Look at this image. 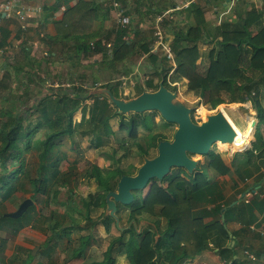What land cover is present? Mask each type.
I'll return each mask as SVG.
<instances>
[{
	"label": "trees",
	"instance_id": "1",
	"mask_svg": "<svg viewBox=\"0 0 264 264\" xmlns=\"http://www.w3.org/2000/svg\"><path fill=\"white\" fill-rule=\"evenodd\" d=\"M239 1L241 2L236 5L235 12L232 11L217 23L214 20L207 21L204 7L191 2L185 10L186 17H189L186 23L188 26L174 29L167 25L165 29V42L174 53L176 67L167 77L170 66L166 63L167 59L161 58L163 67L158 74L164 79L163 84L166 87L175 86L179 80L183 79L187 91L194 93L200 99V103L209 109H214L224 102L221 93L229 95L232 98L230 102L251 101L257 122L254 141L250 148L244 151L245 163L239 166L241 163L236 160V163L232 162L228 165L221 158L220 153L211 150L204 156V161H198L197 168L193 172L188 173L184 168H172L161 181L151 183L145 195L141 191L142 197L138 198L135 191L134 200L129 205L128 219H135L137 223L142 219L148 220L147 225L155 230L142 229L136 232L131 227L121 231L119 236L106 246L103 257L88 264H116L115 256H113L114 248L118 249L116 254L126 256L129 264H186L208 249L216 254L220 261H224L223 264H264V244L263 250L254 251L252 247L245 244V239L250 234V224L256 220L255 212L264 215V197L256 194L249 203L237 201L235 195H225L222 180V177L229 173L230 166L238 178L244 179L253 176L252 167L249 164L252 160L257 162L261 160L264 163V133L262 132L264 104L261 101V96L264 99V89L261 91V87H264V0L258 8L254 4L247 8L250 0ZM222 2L223 0H205V6L209 12L218 14L221 9L227 8L218 6ZM29 3L39 9L33 16L27 18L26 23L29 24L34 20L40 23L39 14L43 15L42 11L46 5L33 0H29ZM60 6L58 0L46 9L53 14ZM162 10L163 8L159 7L155 9L148 7V13H159ZM96 11L97 7L94 8L91 1L87 0H78L75 5L66 6L62 18L55 22L57 33L54 40L65 41L73 38L74 46L80 50L79 59L101 53V63L109 68L123 65L125 60L130 59L134 54L136 45L143 53L149 51L152 39L149 42L147 37L140 38V33L136 35L138 36L136 40L124 38L129 28H132L131 17L129 25L125 27L119 25L115 30L112 50L108 53L100 41L102 37L99 38V33H96V29L94 30ZM211 22L214 23L212 27H209ZM137 26L133 28H138ZM19 29L26 31L20 24ZM100 31L102 32L101 29ZM6 34H2L0 38V48L6 43ZM109 36L110 32L104 34L106 40ZM203 44H207L208 48L204 55H201L199 47ZM44 56L48 60L50 55L48 53V56ZM156 60L157 56L150 54V65L141 67L142 74H145L144 70L150 67L156 70L154 66ZM164 63L167 64L165 67ZM41 65L43 64L37 65L39 69L37 73L31 74L43 72L42 79H39L42 87L35 86L36 80L28 76L21 77L24 80H19L20 86L12 88L5 86L2 89L1 82L6 83V77L0 80V118H5L0 122V252L4 251L6 244V239L1 237V233L15 237L23 227L29 225L32 230L45 236L43 242L39 243L42 246H50V250H54L59 244L63 245L61 246L63 247V255H60L63 257L61 262L59 260L55 262L52 251L48 256L41 250V253H38L41 261L38 264H62L80 257L87 258V252L92 245L97 244L95 234L93 235L97 225H102L107 233L112 227L116 229L114 219L104 213V198L108 191L116 188L121 175L132 173L119 166L114 169H105L96 164H89L90 166L85 170V176L91 181L92 186L85 195H80V198L74 200L73 196L79 185L73 172H76L75 164L77 163L71 164L67 170L59 169V164L65 155L62 153L54 155V149L60 142H56V139L69 138L72 149H75L77 148L76 134H79L81 138L88 137L90 149L99 150L106 159L114 158V161L119 163V149L123 150L122 155L125 156L136 152L137 157L143 160V156H154L155 153L150 154V147H156L158 141L166 137L162 132L156 131V128L152 130L153 126L156 127L160 121H164L160 116L159 122L155 123L154 115L159 114L157 111L132 113L125 120L124 114H119L117 111L113 113V106L107 101L106 96L93 94L87 99L84 95H80L83 88L77 90L76 87H63V83L70 82L71 79H68V76L73 75L72 71H67V79L66 75H57V86L53 85V80L49 82L51 85H46L49 80L45 68L40 70ZM20 68L22 67L14 68L19 75L23 73L22 70L19 72ZM24 70L31 72L30 68ZM154 73L157 74V72ZM8 76L13 75L8 72ZM14 76L16 77V74ZM91 81L96 82V79L92 78ZM145 83L146 88L150 90L158 88V82H154L151 78H148ZM173 83L176 84L172 85ZM109 85L106 83L103 86L111 89ZM79 90L80 92H76ZM87 100H91V103L87 104ZM78 111L81 117L79 121H75L74 114ZM115 115L120 116L121 119L118 122L117 131L125 132V135L117 137L116 131L113 132V137L115 136L120 148H113L107 152L102 150L103 146L108 144L106 140L108 133L104 127ZM225 116L235 130L234 141L229 146L233 151L243 150L251 139L249 138L248 141L245 139L249 131L252 137V125L248 124L240 129L228 115L225 114ZM34 117L36 118L33 120ZM139 127L142 128L140 131ZM37 133H41V137H36ZM127 137L131 140L129 141ZM227 145V143L218 142L222 150L226 149ZM31 149L37 152L38 176L28 178L27 181L31 188V195L40 207L36 209L37 224H22V217L28 209H35L34 204L18 218L3 215L8 212L5 202L15 199L14 194L19 192L18 189L22 184L24 186L25 181L20 174L23 173L25 154ZM16 164L17 166L14 167ZM261 168H258V182L264 180ZM206 169L210 170L213 177L207 175ZM202 170H206L205 176ZM182 173L187 174V177ZM52 184L66 187L71 201L67 204L66 202L55 203L64 207L62 212L52 208L49 214H45L42 211L45 206L39 202L38 193L45 195L43 199L45 205L48 206L51 202L48 199L49 195L55 202L58 190L51 189ZM51 190H54L53 194L50 193ZM259 193L262 191L260 190ZM119 208L120 205L117 207L118 211ZM97 210L100 211L94 216L93 213ZM74 216L80 221H77ZM233 221L241 224L239 231L229 228ZM156 234H159L157 238H155ZM17 249L23 251L25 248L17 246ZM30 251L31 249L24 258H11V264H32ZM249 253L253 254L254 258H250ZM0 264L7 263L0 258Z\"/></svg>",
	"mask_w": 264,
	"mask_h": 264
},
{
	"label": "rangeland",
	"instance_id": "2",
	"mask_svg": "<svg viewBox=\"0 0 264 264\" xmlns=\"http://www.w3.org/2000/svg\"><path fill=\"white\" fill-rule=\"evenodd\" d=\"M182 1L183 0H181L180 2H177L175 0V6L176 5L179 6L180 10L170 12V17L168 19H166V21L163 23V27L165 29L167 26L166 23L170 22V21H171L170 26L174 29H177L178 27L185 28L188 26L186 23L189 21V17H186L187 12L185 11L187 8L184 9L183 5H185V4ZM97 2H91L93 4L94 8H96L98 6L99 1H97ZM146 2H147V4H151V1H146ZM154 2H158L157 4H158L159 8H163V9H167V10L172 9V8H170L171 6H170V3H168L169 2L168 0H162V1L161 0H154ZM194 2H196L199 5L204 7L205 17L207 15V17L209 19L214 18L212 15H210L209 10L206 8V6H205L206 3L204 0H195ZM239 2H241V1H239V0H223L222 3L227 8L221 9V11H220V12H222L221 13V19H224L228 14L232 13V11L235 12V7H236V5H238ZM180 3H183V4L180 6ZM222 3H221V5H222ZM252 4H254V6L256 8L261 7L262 0H250V4L247 5V8L251 7ZM137 8H138V10H141V8L139 6ZM127 10L131 11L130 8H127ZM181 10H183L182 12H184V13L180 12ZM155 13L156 12H153V13L150 12L146 15L147 16L146 20H148V23H149L150 19L154 18ZM213 23L214 22H211L209 27H212ZM133 24H134V21L131 22V25H133ZM141 25H142V23H141ZM141 25L139 24L138 26L141 27ZM129 29L130 30L127 31V34L132 32V30H133L132 28H129ZM146 31H147V34L150 31L153 32L152 28H148ZM167 32H169V31L167 30ZM70 40H73V38L66 39L65 41H63V42H65L66 47L69 46ZM74 43H75V41H74ZM199 48H200L199 52H201V55H204V52L207 51L208 45L203 44ZM70 52L71 53L68 54L67 57H65L63 54L61 56H62V58L64 57V58H66V60H68V65L72 69L75 68L78 71H83V69H84L83 73L82 72L81 73L85 75V79H83V81H78V82L91 83L92 78H90V76L92 73L90 72V70L95 71V69H94L95 63L91 62V57H87L86 59H79L80 50H78L77 46H74V49L70 50ZM146 53H147L146 59H142L140 61V65L142 64V66L144 64H146L147 61H149V55L151 53H149V51ZM19 56H22V54L20 53ZM16 59H17V57L15 56L14 61H13V62H15V64H17ZM21 59L22 58H20L18 61H20ZM46 61H47V57H45L43 55L35 58L28 65L30 67V71L32 70L31 72H26L24 70L21 75L18 74V77H15V76L13 78L9 77L6 85L9 86L11 84V85L15 86L18 83L19 78L28 76V77L32 78L33 80H36V82L34 84L35 86L42 87L41 81H39V79H42L43 72L41 71V73H38V74H31V73H33V72L37 73L38 72L39 69L36 67V64L44 63ZM124 63H125L124 66H126L129 63V59L125 60ZM165 65H167V64L164 63V67H165ZM155 66L157 67L156 68L157 71L154 69H148V70L145 69L144 70L145 74H141V76H142L141 78H139L138 75L133 74L132 80L135 82V86H133V87H131L128 84V81H126L125 86L120 85V84H122L123 81L120 79V72H119L115 76L114 81L108 82L110 84L109 86L111 87L112 92L115 93L118 97H122L124 99H127L130 97L136 96L141 89L150 90L149 88H146L145 81L148 78H151L154 81L159 82L160 78H161V76L159 77L158 73L160 72V70L163 66L160 67L159 64L158 65L156 64ZM69 67L67 66V68H69ZM141 67L139 66L140 72H141ZM41 68H46L45 69V71H46L47 68H49V67L45 66V65H41ZM57 69H58V67H57ZM111 69H114V68H109V70H111ZM88 72H90V76H89ZM154 72H157V74ZM79 73H78V75H79ZM60 74L62 75L63 73L60 72ZM110 74H111V72H110ZM47 79L52 80L49 76H47ZM68 79H72V76H68ZM77 79H79V78L77 77ZM57 85H55V86H57ZM168 89H170L171 91L175 90V92L177 93L178 99L181 102H183L187 107L191 108V117H192V119H194L198 123L201 122L205 118V116H204L205 114H207V113L213 114V113H216L218 110H222L224 115L225 114L228 115L229 118L240 129H243L248 124H251L252 119H256L255 111L253 110V107L249 105V103H244V104L242 103L241 104L239 102H230V100L232 98L229 95H226L225 93H221L224 102L214 109H209L206 105H202L200 103V99L197 96H195L194 93L187 91L186 86H185V81L183 79L179 80V83H177V85H175V86H171V85L168 86ZM263 89H264V87H261V91H263ZM35 90H36V88H35ZM43 90H44V88H43ZM107 101L110 102L108 99H107ZM261 101L264 104L263 96H261ZM87 103L89 104V103H91V101H89ZM0 106H1V102H0ZM112 110H113V113L116 112V109L114 106H113ZM146 112H150V111H146ZM143 113H145V112H143ZM131 115H132V113H130L129 115H125L124 116L125 120H127ZM35 118L36 117H34L32 119L34 120ZM159 118H160L159 114L154 115L155 123L157 121L159 122ZM74 119H75V121H79L80 120V114L76 112L74 114ZM4 120H5L4 117L0 118V122H2ZM119 120H121L120 116H116V115L113 116L111 120H109V122H108L109 130H107L108 127L106 128V132L108 133L106 140L108 141V144L104 145L102 150L110 152L111 149H113V148H120V146L118 147L119 144L117 143L115 136L113 137V132H115V131L117 133V137H120V135L121 136L125 135V132H118L117 131ZM155 128H156V131L162 132L163 135H165L167 140H171L173 133L176 129V125L173 123H168L164 120V121H160L156 127L153 126L152 130H155ZM141 129L142 128L139 127V131ZM252 131H253L252 137H251V131H249L247 134V137H245V139L247 141L249 138H251V139L249 140L248 145L243 150L233 151V150L227 149V148L222 150L219 148L218 143H215L212 146V150L220 153L221 158L228 165L231 164L232 162L236 163L238 161V163L239 162L241 163V164H239V166H241L246 161V159H244V158H246L244 151L249 149L252 142L254 141V130H253V128H252ZM262 132L264 133V125L262 126ZM110 134H112V135H110ZM41 135H42L41 133H37L36 137H38V136L41 137ZM75 137L77 140V143H76L77 148L72 149L73 146L71 145L70 139L67 137H62V138L56 139V142H58V141H60V142L58 143V146L54 149V151H55L54 155H57L58 153H62L65 155L64 157H62L63 159L61 160V162L59 164V169H61V170L66 169L67 170V168L71 164L77 163V164H75L76 172L75 171H73V172H74L75 176L77 177V185L78 184L79 185H78V188L75 190V195L73 196L74 200H77L78 198H80V195H83V194L85 195V193L92 186L90 183L91 181L87 180V178L85 176V170L87 169L88 166H90L89 164H96L97 166H99L101 168L103 167L105 169H114L115 167L119 166L120 168H122L126 171L128 170V172H130V173H132V175H134L136 173L138 167L143 162V160H140L137 157L136 152H133L134 155L131 154V155L125 156V155H122L123 150H121V149L118 150V156H120L119 163L115 162L114 158H113V160L106 159L102 154H100L99 150H93V149L89 148L90 140L88 137L81 138L79 136V134H76ZM127 139L129 141L131 140L129 137H127ZM154 153L156 154V147L153 148V146H151L150 147V154L153 155ZM204 156L205 155H192V157L195 159H198V161H204ZM143 158H144V156H143ZM37 162H38L37 152L34 149L29 150L25 154V165H24L23 173L20 174V176L25 181L24 186L22 184V186L18 189L19 192H16L14 194L13 197L15 199H11L9 202H5V206H6L7 211L16 210V208L20 204L19 202L21 201V199L23 197H25V198L30 197L32 200H34L33 199L34 197L31 195V188H30V185H29L27 179L28 178H34V177L38 176V173L36 170ZM246 164H248V163H246ZM249 164L252 167V175H253L250 177L248 176L250 178L249 182L243 181V178L242 179L238 178L235 175L233 168L230 166V171L226 175L228 177L227 183L225 182L227 185L225 184V186H224L225 195H228V196L235 195L237 193L236 192L237 188H238V190H241V189L246 190L251 185V183L258 182L257 181V175L259 174L258 168L263 167L264 163L261 160H259L258 162L252 160ZM15 166H17V164L14 165V167ZM206 170H207V175H210L211 177H213V175H211V173H210V170L209 169H206ZM206 170H202L204 176L206 175ZM105 171H107V170H105ZM184 176L187 177V174H185ZM233 180H235V183L239 184V186L236 187V184H234ZM24 181H22V182H24ZM22 182H19V183H22ZM153 182H159V181L153 179L151 181V183H153ZM149 184H148V186H149ZM240 185H241V187H240ZM148 186H147V188L142 190V192L144 194H146L145 191L148 190V188H149ZM32 189H34V188H32ZM51 189L58 190V194H57V198H56L55 202L51 199V195H49L48 199H49V202L50 201L51 202L48 206L45 205L43 202V199H45V195L38 193L40 195V201L39 202H41V204L43 206H45L44 209L42 208V211H44L45 214H49V211L52 208H54V209L56 208L57 210L62 212L64 210V207L60 204L57 205L55 203L66 202V204H67L71 201V199L69 197L70 194H69L66 187H59L57 184H55V185L52 184ZM54 190H51L50 193L53 194ZM135 194L138 198L142 197V195H143L141 193V190L136 191ZM118 205H120V208L118 211V216H120L119 226L120 227H126L129 223V220H131V218L128 219V217L130 215V213H129L130 212V206H129L130 204L129 205L118 204ZM99 211L100 210H97L96 212H94L93 213L94 216L97 215ZM37 216H38V214H37L36 209H34V208H31L30 210L28 209V211L26 212L24 217H22L21 223L22 224L23 223L37 224L38 223V221H36ZM74 217L77 221H80V219H78V217H76V216H74ZM162 223H163V227H164V222L162 221ZM81 224H83V221H81ZM138 224H136L137 227H139ZM140 226L142 227L143 230H151V229L155 230L154 228H151L150 225H147V222L142 221ZM96 227L97 228L95 229V233L93 232V235L95 234L94 237L97 240V244L92 245L89 252H87L88 253L86 255L87 258L80 257V258L71 260L68 263H62V264H88L89 262L100 260L101 257H103L102 256L103 251L106 250V246L111 241L115 240L119 236V234L121 233V231L119 229H115L113 227L111 228V231L109 233L104 231V228L102 227V225H97ZM36 234H38L39 238L37 237L35 240H33L32 238L28 237L25 234H20L18 238L17 237L15 238L12 236H8L5 233H1V237L2 238H4V236L7 237L6 240L8 241V249L11 253L12 258H15V257L24 258L25 254L28 253V249H24L23 251H21V249H17L18 241L21 240L24 242L29 241L28 243L32 245V248H31L32 250L30 251V255L32 258V264H38L41 261V259L38 258V256H39L38 253H41V250H42V252H46V254L48 256H50V253L52 251V257L55 258V262H57V260H59V262H61V260L63 258L62 256H60V255H63L62 254L63 247H61V246H63V245L59 244V246L56 249L50 250V246H46V245L42 246V244H39V243H41V240L44 238V236L40 235L38 232H36ZM16 239H17V242L15 244L14 242ZM37 244L41 245L40 246L41 248L39 247L40 249L36 250L35 255H33L32 254L33 248L35 246H38ZM11 245L15 246V247L12 249ZM6 247H7V245L5 244V248ZM20 247H22V246H20ZM115 250H116V248H114L113 256H115L116 264H129L127 259H126V256L124 254L123 255L116 254V252H118V249L116 251ZM3 255H4V251L0 252V258H2ZM59 256H60V258L58 259ZM27 257L29 258V256H27ZM188 262H186V264H223L224 263V261H220L219 257L216 254H213L209 249L205 250L201 255L197 256V258L191 260L190 263H188ZM7 264H11L10 258H9Z\"/></svg>",
	"mask_w": 264,
	"mask_h": 264
},
{
	"label": "crops",
	"instance_id": "3",
	"mask_svg": "<svg viewBox=\"0 0 264 264\" xmlns=\"http://www.w3.org/2000/svg\"><path fill=\"white\" fill-rule=\"evenodd\" d=\"M33 1L39 4L44 3L46 7H48V6H52L58 0H33ZM77 1L78 0H59V3L61 4V6L58 10H55L53 14L49 13L50 10H47L45 7V9H43L42 11L43 15L39 14L40 23H36L35 21L37 20H34V22L32 21L31 23L28 24L26 31H22L21 29H19V24L15 20L3 19L0 21V28H1L0 38H2V34L7 33L6 43L0 48V80L4 79V76L6 77V83L5 81L1 82L2 89L5 86H7L6 84L9 78L8 72H10L13 75L11 76L12 78L14 77L15 74H16V77H18L17 71L14 69L15 67L21 66L22 68L18 70L19 72L21 70L23 72L24 69L30 68L28 66V64H30V61H33L35 58L42 56L43 53L45 52L47 53V56H48V53L50 56L47 60L48 62H44L42 64L49 67L47 68L46 73H47V76H49L54 81V84H53L54 86L58 84L56 82V77L57 75L60 74V72H62L63 75H66L65 78L67 79V71H70L69 68L73 72V75H72V78L74 77L73 80L83 81V79H85V75L82 74L84 69L83 71H78L75 68L72 69L68 65V60H66V58L64 57L63 59L61 56L63 54L65 57H67V55L71 53L70 50L74 49V44H75L74 39L70 40L68 47L65 46V42H63V40H54V38L56 37V33H57L55 22L62 18L63 10L65 9L64 8L62 10V8L66 6H69V7L73 6L77 3ZM87 1H91V2L99 1V4L97 6V11H96L97 13L94 18V30L96 29L97 30L96 33H99L98 37L100 38L102 36L103 38L105 33L108 34L110 32V36L108 39L114 40L115 30L117 29L116 13L118 11L113 6L114 0H87ZM115 1H117L121 5V7L123 8L125 7L124 9L128 12V15L132 17V21H134L132 28L133 26H137V24L141 25L142 23L141 27L137 26L138 28H133L132 32H130L129 34H126L124 38H128L130 40L133 38L132 40H136V38H138V36L136 35L140 33V36H139L140 38L147 37V40L151 42L150 40L153 39L152 32L150 31L147 34V31H146L148 28H151V22L149 21L148 23V20H146L147 19L146 15L148 14V7H150L151 9H155L159 7V6H156L158 2H154V0H151V4H147L146 1L148 0H115ZM168 1H169L168 3H170V6L175 5V0H168ZM176 1L180 2L181 0H176ZM190 1H195V0H183L182 2L185 4V3H189ZM183 3H180V6ZM138 6L141 8V10H138L137 8ZM218 6L221 8L225 7L223 3L222 5L219 4ZM127 8H130L131 11L127 10ZM213 9L215 10V6H213ZM209 13L214 18L209 19L206 15V17L208 18L207 21L214 20L216 23L220 21L222 12L218 14L217 13L214 14V12L211 11ZM98 28H100L102 32ZM107 31L109 32L107 33ZM170 37L171 36L169 34V38ZM103 39H106V38L104 37ZM22 49H25V50H22ZM24 51H26V53ZM20 53L22 54V56H19ZM141 54L144 55V53L141 52V49L136 45L134 47V54L129 59V63L126 66H124L125 65L124 63L123 65H119V67L117 68L109 70V67L101 63L102 54L95 53L91 57V62L95 63V67H94L95 71L90 70V72L92 73L91 76H90V72H88V74L90 78H94L96 79V82H100L102 84L114 81L115 76L119 72H120V78L132 80L133 74H140L139 66H140ZM15 56L17 57L16 59L17 64L13 62ZM20 58L22 59L18 61ZM148 64H149V61H147V63L144 64V66L146 67V65ZM37 65L38 64H36V67ZM67 66L69 68H67ZM77 72L78 73L80 72L79 75ZM110 72L112 75L110 74ZM77 77L79 79H77ZM19 80H24V79L19 78L18 83L15 86H20ZM49 82H51V80H49L46 85L48 86L51 85L49 84ZM8 87L12 88L14 86L10 84ZM76 92H80V90ZM80 95L83 96L84 92H80ZM77 113L80 114L79 111ZM107 127H108V123L107 125H105L104 129H106ZM227 179H228L227 176L222 177L224 186L227 183ZM33 204L35 205V209H39L40 205L38 204L37 201H35V199H34ZM255 216H256V220L252 224H250V226L253 228H250V234H248V236L245 239L246 246H249L250 248L252 247L251 249L253 251L263 250L262 247L264 244V215L262 213L255 212ZM229 228L235 231H239L241 229V224L239 222L233 221L229 225ZM36 232L37 231L32 230L30 226L27 225L23 227L17 233L15 238L16 237L18 238L20 234H25L28 237L35 240L37 237H39L38 234H36ZM4 238L7 239L6 236H4ZM16 242H17V239L15 240L14 243L16 244ZM28 242L29 241L24 242L20 240L18 241L17 246H22L24 248L29 249L32 247V245L29 244ZM232 244L233 243L231 242V245ZM6 245L7 247L4 249V255L2 258L4 259L5 262H8L9 258L11 259L12 257L8 249L7 240H6ZM11 247L13 249L15 246L11 245Z\"/></svg>",
	"mask_w": 264,
	"mask_h": 264
},
{
	"label": "water",
	"instance_id": "4",
	"mask_svg": "<svg viewBox=\"0 0 264 264\" xmlns=\"http://www.w3.org/2000/svg\"><path fill=\"white\" fill-rule=\"evenodd\" d=\"M91 94L105 95L119 114L157 111L166 122L176 125L171 140L158 141L156 154L150 158L144 157L134 175H121L116 188L106 193L104 213L114 219L115 226L121 231L132 226L139 232L141 222L146 221L140 220L137 227L136 221L131 219L126 227H120V219L117 215L118 203L129 205L134 200L135 191L144 190L153 179L161 181L172 168H184L188 173L193 172L197 168L198 159L193 158L192 155H206L215 143H227V149L232 150L229 145L234 141L235 130L222 110L213 114L207 113L201 122H195L191 117V108L178 99L175 91H171L163 84L162 77L157 89H144L138 95L127 99L115 96L107 87L95 89L87 93L86 97ZM255 123L256 120L252 119V127ZM32 204L33 201L26 198L15 211L7 212L3 216L18 218ZM229 235L232 236L230 233ZM157 236L158 234L155 237ZM38 248L37 246L33 249V255Z\"/></svg>",
	"mask_w": 264,
	"mask_h": 264
},
{
	"label": "built area",
	"instance_id": "5",
	"mask_svg": "<svg viewBox=\"0 0 264 264\" xmlns=\"http://www.w3.org/2000/svg\"><path fill=\"white\" fill-rule=\"evenodd\" d=\"M113 5L118 10L117 11V23L122 26L129 23V16L125 14L124 10L120 7L117 2H114ZM180 7L176 6L170 10H165L160 14L155 15L153 21V37L154 43L152 51L161 52L169 60H173V52L170 46L165 42V33L163 23L170 17V12L178 10ZM39 8L31 5L29 0H0V21L2 19H12L19 21L18 24L21 25L23 29H27L28 23L26 20L28 17L33 16L35 11ZM107 47L110 46L109 43L106 44ZM264 173V169H263ZM245 182H249V178L244 179ZM260 185L251 183V185L240 195L245 202H248L254 195L259 194L261 197L264 196V192L259 193ZM253 228V227H251ZM250 258H254L253 254H248Z\"/></svg>",
	"mask_w": 264,
	"mask_h": 264
},
{
	"label": "clouds",
	"instance_id": "6",
	"mask_svg": "<svg viewBox=\"0 0 264 264\" xmlns=\"http://www.w3.org/2000/svg\"><path fill=\"white\" fill-rule=\"evenodd\" d=\"M114 2H117V1H113V3ZM191 2H194V1H190L189 3H185V5H183V7H184V9L185 8H187L188 6H189V4L191 3ZM118 3V2H117ZM119 4V3H118ZM120 5V4H119ZM114 6V5H113ZM177 6V5H176ZM175 5L174 6H171L170 8H174V7H176ZM120 7H121V5H120ZM65 7H63L62 8V10L64 9ZM114 8H115V6H114ZM123 10H124V12H125V14L126 15H128V12L123 8V7H121ZM116 9V8H115ZM117 10V9H116ZM165 10H167V9H163L161 12H159V13H155L154 14V17H155V15H157V14H160V13H162L163 11H165ZM178 10H180V8L178 9ZM183 10H181L180 12H182ZM129 16V19H131V17H130V15H128ZM153 21H154V18L153 19H150V22H151V28H152V30H153ZM165 22V21H164ZM116 23H117V13H116ZM170 23H171V21L170 22H167L166 24L167 25H170ZM130 24V21H129V23L128 24H126V25H124V26H122L121 24H118L117 23V27L119 26V25H121L122 27H125V26H127V25H129ZM167 27V26H166ZM164 33H165V28H164ZM104 38V37H103ZM101 39V43L103 44V46H104V48H105V50L108 52V53H111V50H112V43H113V40H110V39ZM152 44H151V46H150V49H149V53H151V54H154V55H156L157 56V60H156V62H155V64H154V66L157 64H159V66L160 67H162V59H167L166 57H165V55L164 54H162L161 52H159V51H157V52H154V51H152V48H153V43H154V37H153V32H152ZM166 38V37H165ZM165 40V39H164ZM107 43H109L110 44V46L109 47H107L106 46V44ZM43 55H47V53L45 52V53H43ZM146 57H147V53H144V55H142L141 54V57H140V61L142 60V59H146ZM164 57V58H163ZM162 58V59H161ZM166 63L170 66V70H169V72L167 73V77H169L171 74H172V72H173V70L175 69V67H176V62H175V57H174V53H173V60L172 61H169L168 59H167V61H166ZM149 65H150V63L148 64V65H146L147 67H149ZM142 66V64L140 65V67ZM144 66V65H143ZM155 68H157L156 66H155ZM150 69H152L151 67H150ZM40 70H43V68H41L40 67ZM69 70L71 71V69L69 68ZM141 74H142V72H140V74H136V75H138L139 76V78H141L142 76H141ZM162 77V76H161ZM74 78V77H73ZM73 78L70 80V82H65V83H63V87H66V88H69V87H76L77 89H80V88H83L84 90H83V92H84V97L85 98H89L91 95H93V94H91V95H89V97H86V94L87 93H89V92H91V91H93V90H95V89H98V88H102V87H106V86H103V85H105V84H102V83H100V82H93V81H91V83H86V82H78V81H75V80H73ZM134 78V77H133ZM123 82H122V84H120L121 86H125L126 85V81H128V84L131 86V87H133V86H135V82L133 81V80H131V79H122V78H120ZM80 81V80H79ZM163 81H164V79H163ZM154 82H156V81H154ZM176 83H173L172 85H175ZM108 88V87H107ZM168 88V87H167ZM108 89H110V88H108ZM111 90V89H110ZM95 95H98V94H95ZM99 95H102V94H99ZM105 96V95H104ZM109 100V99H108ZM89 101H91V100H87L86 101V103L87 102H89ZM237 102V101H236ZM111 103V102H110ZM239 103H249V105L250 106H252V104H251V101L250 100H246V101H244V102H239ZM88 104V103H87ZM112 105V104H111ZM219 105H221V104H219ZM218 105V106H219ZM113 106V105H112ZM80 112V111H79ZM80 116H81V113H80ZM256 120V122H257V118L255 119ZM256 124V123H255ZM253 130L255 131V125H254V127H253ZM253 133V132H252ZM263 169H264V167H262L260 170H261V172H262V174L264 175V173H263ZM223 177H225V176H223ZM246 178H249V177H246ZM245 179V178H244ZM244 179H243V181H244ZM250 179V178H249ZM225 180V179H224ZM234 182V181H233ZM235 183V182H234ZM256 183H258L259 185H260V190L262 191V192H264V180L263 181H261V182H256ZM236 184V183H235ZM150 185H151V183H150ZM237 186H239V184H236V187ZM150 187V186H149ZM240 187H241V185H240ZM147 188V187H146ZM148 190H149V188H148ZM147 190V191H148ZM236 190H238V188L236 189ZM142 191V190H141ZM147 191H145L146 193H147ZM245 190H243V189H241V190H239L236 194H235V197H236V199H237V201L239 200V201H243L244 203H249L251 200H252V198L248 201V202H245L244 200H243V198H241L240 197V195L244 192ZM145 195V194H144ZM264 197V196H263ZM29 199H31L30 197H28ZM254 198V197H253ZM24 199H26V198H24ZM23 199V200H24ZM22 200V201H23ZM32 200V199H31ZM21 201V202H22ZM33 202H34V200H32ZM20 202V203H21ZM33 205V204H32ZM19 206V205H18ZM30 207V206H29ZM117 207H118V204H117ZM17 209V208H16ZM28 209V208H27ZM13 211H15V210H13ZM117 211H118V209H117ZM8 212H12V211H8ZM119 217V219H120V216H118ZM135 220V219H134ZM142 220H144V219H142ZM131 221V220H130ZM129 221V222H130ZM146 221V220H145ZM147 222V221H146ZM136 224H137V222H136ZM116 227V226H115ZM132 227V226H131ZM250 228H251V226H250ZM116 229H118L117 227H116ZM142 230V227L140 228V231ZM121 231V230H120ZM123 231H125V230H123ZM139 231V232H140ZM137 232V231H136ZM39 233V232H38ZM40 235H42V236H44L43 234H41V233H39ZM158 236H159V234H158ZM157 236V237H158ZM45 237V236H44ZM157 237H155V238H157ZM39 238V237H38ZM43 240H44V238L41 240V242H43ZM38 245V244H37ZM35 247H37V246H35ZM34 247V248H35ZM38 247H40L39 245H38ZM24 248V247H23ZM32 248V247H31ZM31 248H29V249H31ZM33 248V249H34ZM25 249H27V248H25ZM28 249V250H29ZM38 249H40V248H38ZM32 250V249H31ZM35 253H36V251H35ZM35 255V254H34ZM7 263V262H6Z\"/></svg>",
	"mask_w": 264,
	"mask_h": 264
},
{
	"label": "flooded vegetation",
	"instance_id": "7",
	"mask_svg": "<svg viewBox=\"0 0 264 264\" xmlns=\"http://www.w3.org/2000/svg\"><path fill=\"white\" fill-rule=\"evenodd\" d=\"M216 108V107H215ZM194 120V119H193ZM195 121V120H194ZM195 122H197V121H195ZM130 175H132V174H130Z\"/></svg>",
	"mask_w": 264,
	"mask_h": 264
}]
</instances>
